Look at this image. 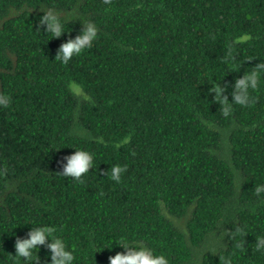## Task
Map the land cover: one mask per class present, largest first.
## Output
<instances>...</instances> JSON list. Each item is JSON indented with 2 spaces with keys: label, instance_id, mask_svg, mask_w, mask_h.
<instances>
[{
  "label": "trees",
  "instance_id": "trees-1",
  "mask_svg": "<svg viewBox=\"0 0 264 264\" xmlns=\"http://www.w3.org/2000/svg\"><path fill=\"white\" fill-rule=\"evenodd\" d=\"M48 11L67 32L46 33ZM90 20L92 47L56 60ZM260 64L264 0H0V264H51L47 238L13 258L40 225L73 264L126 241L168 264H264V72L227 117L209 91L231 102ZM75 149L93 155L80 181L61 174Z\"/></svg>",
  "mask_w": 264,
  "mask_h": 264
},
{
  "label": "clouds",
  "instance_id": "clouds-1",
  "mask_svg": "<svg viewBox=\"0 0 264 264\" xmlns=\"http://www.w3.org/2000/svg\"><path fill=\"white\" fill-rule=\"evenodd\" d=\"M104 3L109 4L110 0H104ZM40 21L46 25L45 30L50 37H58L62 32L68 31L64 21L55 12H44L40 17ZM97 34L96 24L92 20L87 21L79 35L60 45L55 59L62 64H67L70 57L78 56L85 49L91 48L93 41L97 39ZM261 72H264V64L258 65L253 71H244L241 77L234 79L231 102L226 96L222 95L227 85L220 83L211 85L209 91L214 94V100L218 104L223 105V115L225 117L229 115L233 104L250 106L253 103L249 90L256 89L258 73ZM8 103V97L0 98V106L7 107ZM128 139L129 137H124L120 143H125ZM116 147H119V143ZM64 159L67 162L63 165L61 174L76 181H80L82 174L88 173V169L93 167V155L86 150L75 149L71 155L64 157ZM123 170L120 166L113 165L111 168V179L119 182L120 174ZM260 191L261 189L257 188V192L259 193ZM46 238L49 240L47 247L50 249L51 264H73L75 258L72 251L68 249L64 239L57 235V229L49 225L35 227L29 231L27 238L17 239L14 245V260L19 262L21 257L25 260L29 258L35 259V253L38 251L37 246L44 244ZM260 243L264 245V240ZM119 245L124 247L126 251L123 254L117 252L115 255L110 256L108 258L109 264H168V259L165 255L154 254L153 250L145 245L133 243L130 246V241Z\"/></svg>",
  "mask_w": 264,
  "mask_h": 264
}]
</instances>
